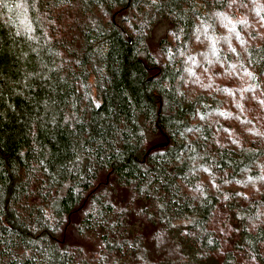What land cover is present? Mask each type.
<instances>
[{
    "label": "trees",
    "instance_id": "1",
    "mask_svg": "<svg viewBox=\"0 0 264 264\" xmlns=\"http://www.w3.org/2000/svg\"><path fill=\"white\" fill-rule=\"evenodd\" d=\"M0 264H264V0H0Z\"/></svg>",
    "mask_w": 264,
    "mask_h": 264
},
{
    "label": "rangeland",
    "instance_id": "2",
    "mask_svg": "<svg viewBox=\"0 0 264 264\" xmlns=\"http://www.w3.org/2000/svg\"><path fill=\"white\" fill-rule=\"evenodd\" d=\"M219 72V74H221V71L219 69H217ZM207 78H204L203 80L206 81ZM203 82V81H202Z\"/></svg>",
    "mask_w": 264,
    "mask_h": 264
}]
</instances>
